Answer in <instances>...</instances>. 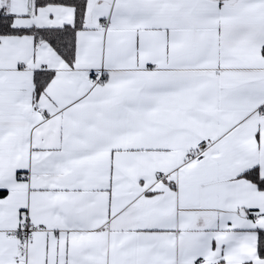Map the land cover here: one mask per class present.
I'll return each mask as SVG.
<instances>
[{"label":"snow or ice","instance_id":"obj_1","mask_svg":"<svg viewBox=\"0 0 264 264\" xmlns=\"http://www.w3.org/2000/svg\"><path fill=\"white\" fill-rule=\"evenodd\" d=\"M0 264H264V0H0Z\"/></svg>","mask_w":264,"mask_h":264}]
</instances>
